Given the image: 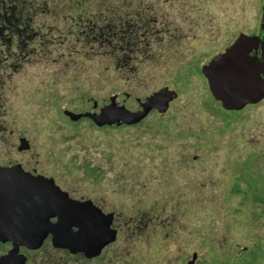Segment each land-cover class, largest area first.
<instances>
[{
  "label": "rangeland",
  "instance_id": "rangeland-1",
  "mask_svg": "<svg viewBox=\"0 0 264 264\" xmlns=\"http://www.w3.org/2000/svg\"><path fill=\"white\" fill-rule=\"evenodd\" d=\"M149 1L180 40L119 69L102 48L84 43L88 30L63 15L58 0L24 2L18 33L0 37V163L20 161L114 210L118 234L104 254L115 253V262L182 264L196 252L195 264H220L264 237L256 201L224 194L242 161L264 145V100L225 110L202 74L185 80L180 73L194 57L208 53L203 65L222 52L239 32L259 33L263 0H213L202 14L187 0ZM162 86L178 97L136 126L98 128L87 117L72 125L63 113L90 110L86 96L100 104L124 91L136 109L138 98ZM21 135L29 148L19 151Z\"/></svg>",
  "mask_w": 264,
  "mask_h": 264
},
{
  "label": "water",
  "instance_id": "water-1",
  "mask_svg": "<svg viewBox=\"0 0 264 264\" xmlns=\"http://www.w3.org/2000/svg\"><path fill=\"white\" fill-rule=\"evenodd\" d=\"M259 47L261 55H257ZM201 73L224 109L239 110L264 99V34L239 32L221 53L201 66ZM119 95L123 99L118 100ZM129 96L125 91L110 94L100 104L92 100L90 110L64 108L63 113L72 121L89 117L97 126L131 125L152 109L165 112L177 91L162 86L138 98L136 109L126 106ZM19 141V150L29 148L25 136ZM51 217H57L56 222H51ZM111 222L112 213L102 212L86 196L69 198L52 177L26 171L17 160L0 164V241L9 242L0 253V264H27L19 247H39L49 233L57 246L98 254L115 239ZM196 257L194 252L182 264H195Z\"/></svg>",
  "mask_w": 264,
  "mask_h": 264
},
{
  "label": "trees",
  "instance_id": "trees-1",
  "mask_svg": "<svg viewBox=\"0 0 264 264\" xmlns=\"http://www.w3.org/2000/svg\"><path fill=\"white\" fill-rule=\"evenodd\" d=\"M25 1L0 0V37L4 32L18 33L21 28L19 22L24 18L21 9ZM212 1L187 0L184 4L191 6L194 12L201 13L210 6ZM58 4V7L60 6L58 10H63V15L67 14L68 18H72V22L86 27L88 34L84 36V43L96 44L97 47L102 48L101 55H105L115 69L127 66L128 60L132 61L136 59V56L158 57V54L153 52L155 49L162 53L166 49V45L163 47L164 43L168 41L174 44V41L180 40L179 36H175L166 27V21L159 13L160 6L149 0H58ZM263 13L264 0L260 18V31L264 34ZM207 54L202 53L188 62L180 73L181 79L187 80L192 74L201 75L202 65L200 64L206 59ZM86 97V101L92 102L90 96ZM81 118L75 121L69 120V123L75 125ZM90 121L94 124L92 119ZM138 124H107L98 128H118ZM83 166L89 170L90 174L99 175V167L89 166V163ZM249 191L254 193L252 190ZM263 251L264 248L258 246L247 248L233 258L224 257L220 264H257Z\"/></svg>",
  "mask_w": 264,
  "mask_h": 264
},
{
  "label": "flooded vegetation",
  "instance_id": "flooded-vegetation-1",
  "mask_svg": "<svg viewBox=\"0 0 264 264\" xmlns=\"http://www.w3.org/2000/svg\"><path fill=\"white\" fill-rule=\"evenodd\" d=\"M259 33H261L260 29H259ZM219 53H221V52H219ZM252 55H255V52H253ZM257 55H261V48L260 47L257 50ZM207 87H208V85H207ZM177 97H178V93H177V96L169 102V105ZM212 98H213V96H212ZM262 100H264V99H261L260 101H262ZM214 101L218 105L221 106V103L218 100L214 99ZM260 101H258V102H260ZM257 103L247 104L243 108L236 110V111L238 112V111H240V110H242L248 106L255 105ZM169 105H168V108H169ZM168 108H167V110H168ZM221 108L224 109L222 106H221ZM225 110H228V109H225ZM153 111L158 112L156 109H152L149 111V113H151ZM165 112H163V113L158 112V113L164 114ZM149 113L147 114V116L149 115ZM234 118H232V119H234ZM143 120H141V121H143ZM229 120H231V119H229ZM138 123H136V124H138ZM122 125H124V124H122ZM131 125H133V124H131ZM21 136H23V135H21ZM21 136L18 137V140ZM20 145H21V142L19 141L18 147ZM18 147H17V149H18ZM22 150H26V149H22ZM19 151H21V150H19ZM18 162L21 164V167L26 171L39 173V174H42L46 177H52L54 182L62 190H65L67 192V195L69 198L80 199L81 197L86 196L102 212L112 213L111 227L116 230L115 239L113 241L109 242L108 244H106L105 246H103L101 248L100 252L98 254H95V255H87L86 252H84V251L73 252L67 247L57 246V245L53 244L52 235L49 233L44 238L43 242L41 243V245L39 247L31 248V247H27L25 245H21L19 247V252L25 256V262L27 264H72V261H75V264H77L78 260H80L82 264H88V263H90V264H102L103 259H106L108 264H122L120 261H116V262L114 261L115 256H116L115 253H113V252L108 253L107 252L106 255L104 254V252L115 242V240L117 238V234H118V227L115 224V216L116 215H115L114 210H105L102 205H100L98 202L94 201L92 198L88 197L85 194L84 195H74L70 191H68L67 189L63 188L59 183H57V181L55 180V178L53 176L39 172L36 168H26L22 165V163L20 161H18ZM253 162H255L256 165L255 164L253 165ZM242 163L244 164V165L243 164L242 165L245 167V169L243 170L244 167L242 165L240 166L242 168L243 172L238 177H236V179L233 181L232 186L224 194L227 195L228 197H235L237 195H240L241 199L244 201L250 197H252L253 200L255 199V201L257 203V214H256V216L258 219V223L263 225L264 224V145H262V148L259 151H256L255 154H250L249 156H247L245 158V160L242 161ZM0 164H6V163H0ZM253 167H256V168L253 172H251L249 169L250 168L252 169ZM254 177L256 178L255 184H253V181H252V180H254L253 179ZM249 190H252L254 193H252ZM56 220H57V217H51L50 218L51 222H56ZM73 229H76V227L73 226ZM255 244H256L255 246L264 248V237L263 236L259 237V239L256 241ZM8 245H9V242L0 241V253ZM263 253H264V251H263Z\"/></svg>",
  "mask_w": 264,
  "mask_h": 264
}]
</instances>
